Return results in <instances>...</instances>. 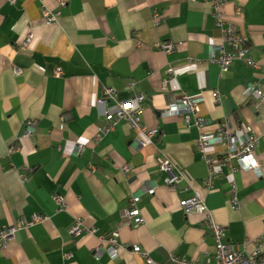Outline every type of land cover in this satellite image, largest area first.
<instances>
[{
    "label": "crops",
    "instance_id": "obj_1",
    "mask_svg": "<svg viewBox=\"0 0 264 264\" xmlns=\"http://www.w3.org/2000/svg\"><path fill=\"white\" fill-rule=\"evenodd\" d=\"M47 10L60 14L56 21L44 18ZM220 13L225 28L248 40L256 67L235 62L222 73L210 62L226 36L212 0H70L63 8L0 0V233L22 218L48 219L0 244V264H205L216 242L205 216L184 214L181 202L192 197L205 202L226 244L264 255V104L256 96L258 88L264 95V0H225ZM169 78L171 95L163 89ZM105 89L116 95L104 105ZM184 94L199 100L200 128L167 115ZM139 95L143 130L121 121L103 134L115 101L133 104ZM247 129L259 139L260 172L223 164L225 144L211 146L206 152L222 164L206 189L199 137L227 132L240 146ZM161 159L180 178L177 190L166 185ZM132 197H140L138 228L125 213ZM113 233L114 258L101 241Z\"/></svg>",
    "mask_w": 264,
    "mask_h": 264
},
{
    "label": "built area",
    "instance_id": "obj_2",
    "mask_svg": "<svg viewBox=\"0 0 264 264\" xmlns=\"http://www.w3.org/2000/svg\"><path fill=\"white\" fill-rule=\"evenodd\" d=\"M11 4H15L16 0H7ZM60 7H66L70 0H57ZM225 2V0H212L213 8H214V17L218 24V27L222 29V31L226 34L224 38V45L222 47L214 48L212 55L210 57V62L212 64H216L219 66L222 73H226L230 70L232 65L235 62L243 63L244 65L254 68L256 67L253 58L250 55V50L248 48V40L245 37L238 36L234 28L229 27L225 28L224 22L222 20V15L220 13V6ZM59 13H54L50 11H45L44 18L49 22H54L57 20ZM29 38L27 42L30 41ZM27 45V44H26ZM158 49L165 51L166 53H172L174 48L171 44L160 43L157 45ZM20 71H16V74H19ZM62 72L60 70L56 71V77L60 78ZM172 81L173 78H169L163 82V89L166 94L171 95L173 93L172 90ZM116 92L112 89L104 90V97L101 100V104H107L112 100H115ZM215 98H218V93H216ZM256 96L260 102V104H264V95L260 88L256 90ZM116 105L114 109L107 113L105 119L108 123V126L103 129L101 132L103 134L109 133L116 126L119 125L121 121L127 122L131 127L137 130H143L141 126V118L140 112L142 110V106L145 103V98L141 95L135 97V103L131 102H118L115 101ZM167 115H172L175 117H181L185 120L188 126L194 128H200L203 125V121L201 119L200 111H199V100L197 98H193L188 96L187 94L182 95L178 100L169 105L167 110ZM33 125L29 124L26 132L24 133L25 137H29L32 133ZM248 134L244 143L240 146L236 145L234 139H229L227 136V132L225 133V137L219 135L218 137H213L206 139L203 136H200L196 146L200 150L203 155L204 162L209 167V173L205 181V188L210 189L213 186L214 181L218 177L217 168L222 164H218L214 161V159L206 152V149L211 146H217L225 144L227 155L224 158L223 164H235L237 168L244 172H256L259 173L261 166L254 158V151L258 147L259 139L250 129H247ZM155 134V133H151ZM225 139H229L228 143L225 142ZM82 150V149H81ZM160 170L167 174L166 185L170 187V189L177 190L180 184V178L175 177L172 174L173 166L169 161L159 160L158 161ZM154 190L150 191V195H154ZM55 203L60 208L66 207V202L59 196L54 197ZM131 206L130 209L127 210L126 217L128 220L135 221V228H138L142 225L143 221L141 219L138 204L140 203V197H132L131 198ZM181 207L184 214L187 217L194 215H201L206 217V221L208 222L209 229L212 231L214 235V239L216 242V250L214 253L213 259H208L205 264H264V255H262L258 250L251 254L247 255L245 252L240 251V249L235 246L228 245L224 242L223 230L215 225L213 222L211 215L208 211V207L205 202L199 197H192L185 199L181 202ZM47 217L42 215H34L31 219L22 218L18 221L17 225L10 228H5L0 233V244L5 246L7 242L13 241L16 233L20 231H27L39 224L47 221ZM128 226H130L128 224ZM72 234L78 235L80 230V223L76 225L72 229ZM120 235L118 233H113L110 237L101 239L103 249L106 253H108L111 257H115L118 249L120 248ZM141 249L139 247H134L133 254L140 255ZM172 262L174 264H201L197 261H187L185 259H179L176 257L172 258ZM147 264H156L151 259H146Z\"/></svg>",
    "mask_w": 264,
    "mask_h": 264
}]
</instances>
